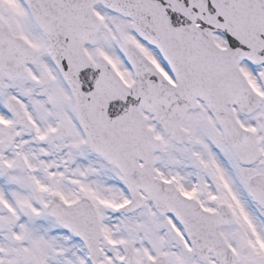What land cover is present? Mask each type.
<instances>
[{
	"label": "snow or ice",
	"instance_id": "snow-or-ice-1",
	"mask_svg": "<svg viewBox=\"0 0 264 264\" xmlns=\"http://www.w3.org/2000/svg\"><path fill=\"white\" fill-rule=\"evenodd\" d=\"M0 264H264V0H0Z\"/></svg>",
	"mask_w": 264,
	"mask_h": 264
}]
</instances>
